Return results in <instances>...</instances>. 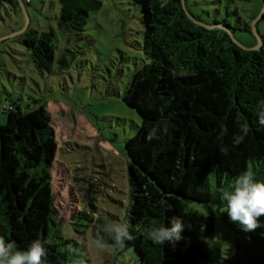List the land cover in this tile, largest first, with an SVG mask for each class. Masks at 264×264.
<instances>
[{
    "label": "trees",
    "instance_id": "trees-1",
    "mask_svg": "<svg viewBox=\"0 0 264 264\" xmlns=\"http://www.w3.org/2000/svg\"><path fill=\"white\" fill-rule=\"evenodd\" d=\"M31 1L21 0L25 8ZM129 1L139 10L142 30L137 43L145 57L130 73L122 95L124 104L139 119L134 136L125 140L123 149L129 186L124 221L129 223L133 239L123 248H110L116 255L131 250L137 264H208L213 215L192 207L205 205L216 208L220 220L236 236L225 264H264V216L259 218L262 227L243 231L238 222L229 219L221 191L230 190L234 179L247 170L264 182V125L257 116L264 101V34L257 29L261 42L253 49L255 36L249 43L236 36L251 35L252 26L230 20L229 12L218 18L216 11L206 21L191 12L186 0ZM58 3V27L73 35H66L68 43L83 35L90 12L102 5L100 0ZM2 8L22 10L18 0H0V11ZM257 18V23L264 20V12ZM56 37L52 28L39 32L27 24L11 40L20 46L18 53L25 62L41 75L56 70L62 73L73 64L75 69L81 67L76 51L68 52L65 46L56 53ZM4 112L6 124L0 126V237L14 241L17 250H26L40 239L47 249L43 264H92L79 242L64 236L56 220L51 171L59 147L51 114L45 105L22 111L12 104ZM243 125L249 132L236 145ZM153 128L157 137L149 139ZM90 184L88 180V189ZM94 201L87 197L83 209L78 208L69 221L72 226L85 222L84 228L77 226L91 227L93 238L103 237L111 245L107 233L96 226ZM172 217H180L190 226L182 232L186 239L153 245L145 229L154 222L170 227ZM75 232L84 234L83 230Z\"/></svg>",
    "mask_w": 264,
    "mask_h": 264
},
{
    "label": "rangeland",
    "instance_id": "rangeland-1",
    "mask_svg": "<svg viewBox=\"0 0 264 264\" xmlns=\"http://www.w3.org/2000/svg\"><path fill=\"white\" fill-rule=\"evenodd\" d=\"M98 11L90 12L82 36H67L57 24L58 0H32L25 8L28 25L39 32L53 29L56 53L76 51L78 69L41 75L25 62L18 43L11 40L26 25L21 10L0 11V126L6 124L5 107L15 104L22 111L45 105L51 114L58 151L52 165L51 182L56 220L65 237L76 239L92 264H137L131 250L117 254L112 248L98 251L90 246L91 227L69 221L87 197H94L96 226L104 231L109 221H124L129 207V186L124 142L134 136L137 114L122 100L129 75L145 59L138 48L142 30L139 10L129 0H100ZM264 0H186L195 15L210 21L229 12L230 20L252 26L263 9ZM210 13V16L207 15ZM56 15V16H55ZM233 18V19H232ZM235 21V20H234ZM264 34V20L256 25ZM67 35V36H66ZM14 36V35H13ZM73 36V35H72ZM249 43L253 34L237 33ZM69 61L71 56L68 55ZM76 59V58H75ZM74 63V62H73ZM119 71H122L121 73ZM81 147V149H77ZM83 147V148H82ZM84 179V180H83ZM91 187L88 189V180ZM213 215L214 233L209 242L212 255L208 264H225L235 247V234L219 218L214 207L193 205ZM82 208V209H81ZM81 225V226H77ZM76 230H83L78 234Z\"/></svg>",
    "mask_w": 264,
    "mask_h": 264
},
{
    "label": "clouds",
    "instance_id": "clouds-1",
    "mask_svg": "<svg viewBox=\"0 0 264 264\" xmlns=\"http://www.w3.org/2000/svg\"><path fill=\"white\" fill-rule=\"evenodd\" d=\"M257 116L258 123L264 125V101L260 104ZM163 131L166 133L167 128L165 127ZM248 132L249 127L243 125L241 134L235 138L234 144L242 143ZM156 137L157 129L153 128L148 138ZM221 191L222 199L226 202V212L231 221L238 222L245 232H252L262 227L259 218L264 216V182L257 181L252 170L238 175L230 186V190ZM185 227L190 228L180 217H172L170 227L154 222L145 229V235L153 245L162 246L166 242L175 243L186 239L182 236ZM104 231L112 244L109 245L103 237H94L90 241V246L98 251L109 247L123 248L127 240L133 239L129 232V223L126 221H109ZM46 256L47 249L40 239L32 241L26 250H17L14 241H6L0 237V264H43V258Z\"/></svg>",
    "mask_w": 264,
    "mask_h": 264
},
{
    "label": "water",
    "instance_id": "water-1",
    "mask_svg": "<svg viewBox=\"0 0 264 264\" xmlns=\"http://www.w3.org/2000/svg\"><path fill=\"white\" fill-rule=\"evenodd\" d=\"M18 1H19V3H20V7H21V9H22V11H23V13H24V15H25V18H26V25H25V27H24L23 29H21V30H19L18 32L13 33L12 35H10V37H13V35H15V34L22 33V32L26 29L27 24H28V17H27V15H26V12H25V10H24V7H23V5H22V2H21V0H18ZM263 12H264V6H263V9L261 10L260 15H261ZM186 15L188 16L189 19H191L192 21H194L193 17H192L187 11H186ZM257 19H258V18H256V19L254 20V22L252 23V27H251V29H252V34L255 36V38H256V40H257V44H256V46H255L253 49H258V48H259V45H260V42H261L260 37H259L258 32H257V28L255 27V23H257ZM194 22H195V21H194ZM195 23H197V22H195ZM197 24H199V23H197ZM0 40H2V39H0Z\"/></svg>",
    "mask_w": 264,
    "mask_h": 264
}]
</instances>
